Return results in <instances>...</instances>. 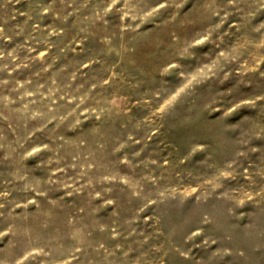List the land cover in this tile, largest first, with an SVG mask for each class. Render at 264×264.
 <instances>
[{"label":"rangeland","instance_id":"1","mask_svg":"<svg viewBox=\"0 0 264 264\" xmlns=\"http://www.w3.org/2000/svg\"><path fill=\"white\" fill-rule=\"evenodd\" d=\"M0 264H264V0H0Z\"/></svg>","mask_w":264,"mask_h":264}]
</instances>
